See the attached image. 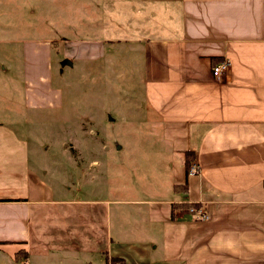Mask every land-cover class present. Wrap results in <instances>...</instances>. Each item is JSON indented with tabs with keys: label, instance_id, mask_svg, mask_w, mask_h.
Wrapping results in <instances>:
<instances>
[{
	"label": "crops",
	"instance_id": "obj_1",
	"mask_svg": "<svg viewBox=\"0 0 264 264\" xmlns=\"http://www.w3.org/2000/svg\"><path fill=\"white\" fill-rule=\"evenodd\" d=\"M134 1L133 39L85 43L73 71L0 32V115L21 112L0 120V263L264 264V0ZM95 67L119 100L103 121L126 129L102 150L115 170L74 147L33 160L26 117L71 113Z\"/></svg>",
	"mask_w": 264,
	"mask_h": 264
},
{
	"label": "rangeland",
	"instance_id": "obj_2",
	"mask_svg": "<svg viewBox=\"0 0 264 264\" xmlns=\"http://www.w3.org/2000/svg\"><path fill=\"white\" fill-rule=\"evenodd\" d=\"M138 6V1L134 0H0V32L6 29V35H10L12 40L51 43L53 56L59 67L63 59L64 62L69 61L73 64V61L77 60V55L84 51V44L91 40H132L131 26ZM97 66L99 67V64ZM64 67L69 71L75 70L68 64ZM98 67H95L91 77L85 76L88 72L84 68L83 73L82 71L77 73L78 70L74 72L75 76L65 97L73 106L71 113H52L43 117L28 114L26 119L30 123V128L27 131L21 130V133L29 142L31 151L37 152L33 160L36 158L46 165L45 157L52 158L53 153L50 151L49 155H45V148L74 147L76 155L73 158L81 166L88 164V161H85L88 158L85 153L88 152L90 158L102 161L111 171L115 170L117 165L115 156L103 157L102 150L105 146L113 144L110 141L116 138L114 136L116 131L119 133L126 129H119L116 125H109L103 121L106 109L107 112L112 110L109 114L113 117L117 116L113 109L119 100L118 97L114 98L112 94L114 92H111L115 83L114 77H106L103 82ZM122 78L125 76H121ZM103 104L106 109L103 108ZM12 110L11 117L19 120L18 117L21 115L19 108L12 107ZM71 115L70 121L68 118ZM11 117L0 115V120ZM20 126L23 128V123H20ZM119 135H123V132ZM133 142L135 141L132 140L131 144ZM110 146L114 150L113 146ZM63 159L65 160L64 157Z\"/></svg>",
	"mask_w": 264,
	"mask_h": 264
},
{
	"label": "built area",
	"instance_id": "obj_3",
	"mask_svg": "<svg viewBox=\"0 0 264 264\" xmlns=\"http://www.w3.org/2000/svg\"><path fill=\"white\" fill-rule=\"evenodd\" d=\"M230 67H231V65H230V62L228 60H224L221 63L215 65L213 67L214 77L217 80L223 78L227 73H229ZM199 172H200V166L197 163H193L190 167L189 174L190 175H197ZM190 212L192 214H194L195 216L201 217L202 220L208 219V216L201 209L195 210L194 208H191Z\"/></svg>",
	"mask_w": 264,
	"mask_h": 264
},
{
	"label": "trees",
	"instance_id": "obj_4",
	"mask_svg": "<svg viewBox=\"0 0 264 264\" xmlns=\"http://www.w3.org/2000/svg\"><path fill=\"white\" fill-rule=\"evenodd\" d=\"M185 156H186V158H187V167H188V170H190V164H191V161L193 160V155H192V153H189V152H187L186 154H185ZM189 173V172H188ZM109 262H111V264L112 263H114L115 262V260H111V261H109ZM115 264V263H114Z\"/></svg>",
	"mask_w": 264,
	"mask_h": 264
},
{
	"label": "water",
	"instance_id": "obj_5",
	"mask_svg": "<svg viewBox=\"0 0 264 264\" xmlns=\"http://www.w3.org/2000/svg\"><path fill=\"white\" fill-rule=\"evenodd\" d=\"M65 64L71 65L72 63L69 61H65V62H63V65H65Z\"/></svg>",
	"mask_w": 264,
	"mask_h": 264
}]
</instances>
